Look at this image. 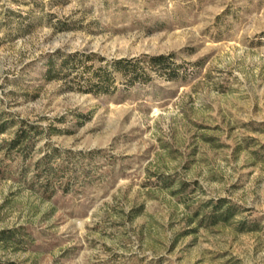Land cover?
<instances>
[{"label": "rangeland", "instance_id": "obj_1", "mask_svg": "<svg viewBox=\"0 0 264 264\" xmlns=\"http://www.w3.org/2000/svg\"><path fill=\"white\" fill-rule=\"evenodd\" d=\"M121 58L140 75L84 90ZM2 126L1 261L264 264V0H0Z\"/></svg>", "mask_w": 264, "mask_h": 264}, {"label": "trees", "instance_id": "obj_2", "mask_svg": "<svg viewBox=\"0 0 264 264\" xmlns=\"http://www.w3.org/2000/svg\"><path fill=\"white\" fill-rule=\"evenodd\" d=\"M59 54V53H57ZM82 55L79 53L73 54H64L61 56V62L59 67L56 64V57L51 56L46 63V71L45 76L48 79H54L59 77L61 69L68 66L69 64H77L78 62H85V61H95L89 55H83L84 57L81 58ZM163 55L153 56L151 59L157 63H163L164 61ZM94 66L91 64L89 68H93ZM112 67V68H111ZM139 67L133 62L132 59L121 58L113 61H108L107 66H99L98 69L91 71L88 78H84V88L85 91L88 92H101V93H109L110 87L113 85L115 80L114 73H121L122 75H140ZM147 71L143 70L141 75H147ZM131 77V76H130ZM80 83V82H79ZM30 128L32 125H28ZM28 126H21L16 136L13 140H11V145L17 144H24L29 136L30 129ZM4 128L3 126L0 128L2 131ZM207 209V211L199 210L195 215L198 218V224L201 226H212L218 223H229L232 219H234L238 213V206L232 203L230 200L226 198H220L218 200H211L208 201L203 205V209ZM240 225H243V222H240ZM243 229V226L239 227ZM11 232V231H10ZM9 233V232H8ZM11 239V235H7V231L0 232V241H7ZM0 264H14V262H3L0 260Z\"/></svg>", "mask_w": 264, "mask_h": 264}]
</instances>
